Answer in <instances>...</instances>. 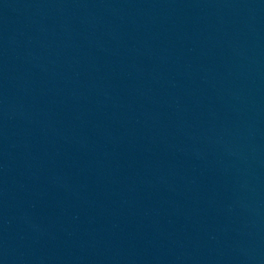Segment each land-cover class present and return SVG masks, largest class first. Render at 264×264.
<instances>
[{
	"label": "water",
	"instance_id": "95a60500",
	"mask_svg": "<svg viewBox=\"0 0 264 264\" xmlns=\"http://www.w3.org/2000/svg\"><path fill=\"white\" fill-rule=\"evenodd\" d=\"M0 264H264V0H0Z\"/></svg>",
	"mask_w": 264,
	"mask_h": 264
}]
</instances>
